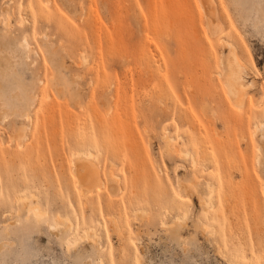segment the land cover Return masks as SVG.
Instances as JSON below:
<instances>
[{
    "label": "rangeland",
    "instance_id": "obj_1",
    "mask_svg": "<svg viewBox=\"0 0 264 264\" xmlns=\"http://www.w3.org/2000/svg\"><path fill=\"white\" fill-rule=\"evenodd\" d=\"M243 2L0 0V264H264V21Z\"/></svg>",
    "mask_w": 264,
    "mask_h": 264
},
{
    "label": "bare ground",
    "instance_id": "obj_2",
    "mask_svg": "<svg viewBox=\"0 0 264 264\" xmlns=\"http://www.w3.org/2000/svg\"><path fill=\"white\" fill-rule=\"evenodd\" d=\"M243 3L244 4L252 3L254 6V9L256 11L257 17L264 21V6L260 5L256 0H244ZM205 4H207V5L204 6V3H203V7L205 8V10L207 12V16L209 18V23L211 21L212 25H216L218 23V21L216 19V14H215L214 9L211 6V3H209V1H208V3H205ZM5 24H8V22ZM226 44H227V47L229 49V53H228L227 57H224V59L222 58L223 59V65H224V71L226 72V77H227L226 78V85H227V89H228V94H229L231 100L233 101V104H235L236 106H239V108H240V106H242V104L245 101L246 91L250 87V85L247 86L246 81H245L246 76H245L244 72L246 71L245 70L246 69V66H245L246 63L240 58V56L237 53V50L235 48V45L233 43L228 41ZM22 46L25 49L28 48V42L25 39L22 42ZM27 98H28V105L30 106L31 102H33V97L30 95V93H28ZM2 113H3V117H5L4 113H6V112H2ZM261 130L264 131V124H262ZM169 137L170 136H164V138L167 141H169V139H170ZM172 139H170V140H172ZM171 142H169V144H171ZM169 144L167 143V146H168L167 148L171 149V147H169L170 146ZM89 154L87 155V153H84V152H80L77 154V159H78V163L76 164L77 169H78L77 170V180H78L79 185L82 188L83 194L90 193V192L94 191L95 186L97 184H100L99 183L100 180L97 176L98 172L95 171V169H97V171L99 169L96 168V165L94 163H91L88 161V159L92 157L91 154L90 155ZM179 182H180V186H181L180 191H182L187 197L191 198V197H193V195H197L199 197V200L201 201L200 203L203 205L206 204V200L201 195H199L197 185L193 181H191L188 184L185 183L183 180L179 181ZM25 199H26V197H25ZM25 199L23 198V200H25ZM29 210L31 212H34L39 217H41V215H42L41 209L39 206L29 208ZM61 219L62 218H60V216H59L57 218L56 224L52 225L51 227H52V230H54L56 233L61 231L60 233H62V234H60V235H62L61 237L63 239L67 230L63 229L64 227H63V222ZM179 219H180V217H179ZM177 223H179V222H177ZM180 226H178V227L181 228ZM94 228H95L94 229L95 231L91 230L92 228L90 229V231H89L90 235L89 236L93 240H97L98 239L97 237L99 235L96 233V227H94ZM69 229L71 230V225H70ZM172 232H173L174 236H179V234H180L178 229L172 230ZM57 235H59V234H57ZM68 247H70V245Z\"/></svg>",
    "mask_w": 264,
    "mask_h": 264
}]
</instances>
